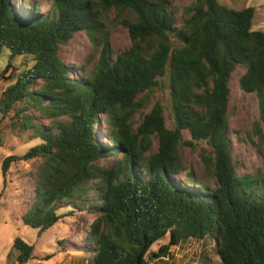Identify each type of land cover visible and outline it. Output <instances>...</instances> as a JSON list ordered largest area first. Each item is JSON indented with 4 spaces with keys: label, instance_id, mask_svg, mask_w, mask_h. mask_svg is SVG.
Returning <instances> with one entry per match:
<instances>
[{
    "label": "trees",
    "instance_id": "trees-1",
    "mask_svg": "<svg viewBox=\"0 0 264 264\" xmlns=\"http://www.w3.org/2000/svg\"><path fill=\"white\" fill-rule=\"evenodd\" d=\"M111 12L125 14L131 38L113 57ZM255 12L220 0H193L183 16L170 0H51L47 12L0 0V54L10 53L0 79L13 81L0 95V144L7 128L36 140L2 161L5 187L11 173L32 183L24 223L45 231L94 215L80 241L58 242V252H93L91 264H173L171 246L190 239L213 242L218 260L204 253L203 264H264V170L241 171L228 118L230 80L243 66L240 87L260 109L252 133L264 145V31L252 29ZM79 31L103 46L92 72L76 77L60 48ZM16 56L30 59L23 72ZM166 74L173 128L160 103L135 118L140 95ZM200 141L212 148L201 157L213 184L180 175L179 147ZM35 160V170H12ZM12 250L17 264L35 258L19 237Z\"/></svg>",
    "mask_w": 264,
    "mask_h": 264
},
{
    "label": "rangeland",
    "instance_id": "rangeland-1",
    "mask_svg": "<svg viewBox=\"0 0 264 264\" xmlns=\"http://www.w3.org/2000/svg\"><path fill=\"white\" fill-rule=\"evenodd\" d=\"M193 0H170L180 16L185 15V8ZM17 4L28 3L38 5L42 12H47L51 8V0H14ZM221 3L236 10L245 7H255L256 12L252 21L253 30L264 31V0H220ZM125 14L118 15L111 12L106 22V29L109 32L108 47L112 57L123 52L131 46V38L128 29L122 24ZM99 40L91 38L87 32L79 31L68 44L60 48V56L67 65L72 67L73 76L79 77L83 73H90L98 61L102 50ZM10 59L9 50L5 49L0 54V73L6 67ZM12 62L18 65L19 73L27 69L31 64L30 59L16 56ZM245 72L243 66H238L232 74L230 80L231 96L228 107L229 126L233 156L241 162L242 172H255L258 169L264 170V145L259 144L257 136L253 135V127L260 117L258 99L255 94L246 93L240 87V77ZM159 86L147 94H141L143 107L135 115L138 119L143 113L148 112L157 103L164 108L166 125L169 128L175 126L171 117V96L169 88V74L159 78ZM13 81L0 79V95ZM100 124L96 127L99 139H105L108 133L105 115L100 116ZM184 139L191 140L189 132L184 131ZM36 140H30L29 133L17 134L14 130L7 128L2 133V144H0V264H17L13 245L15 238L19 237L26 243L34 246L35 258L30 259L26 264H91L94 256L93 252L80 253L74 250L58 252V242L60 241H80L87 230L88 225L94 219V215L89 213H76L67 216L57 222L51 228L41 231L26 225L22 220V214L28 208V204L33 202L32 183L23 177L21 173L8 175L7 186H4L2 174V161L11 154H22L28 148L34 146ZM157 142H154L156 148ZM211 146L206 142H195V147L188 145L179 147V157L183 168L181 177L185 178L188 172H193L199 181L213 184L214 181L210 172L205 167L201 154L212 156ZM112 159H116L112 157ZM41 160L32 161L30 164H21L12 170L19 169L25 172L30 168L34 170ZM101 163V161H99ZM103 162V161H102ZM112 165V161L106 162ZM22 173V174H23ZM65 242V243H66ZM64 243V242H63ZM64 243V244H65ZM213 242L205 243L201 240H187L180 246L172 245L171 252L174 254L173 264H203V254H208L214 261L218 258L214 254ZM47 256H50L48 259ZM153 264V262H150Z\"/></svg>",
    "mask_w": 264,
    "mask_h": 264
}]
</instances>
